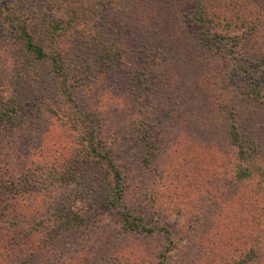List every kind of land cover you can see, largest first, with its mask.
Here are the masks:
<instances>
[{"label":"rangeland","instance_id":"1","mask_svg":"<svg viewBox=\"0 0 264 264\" xmlns=\"http://www.w3.org/2000/svg\"><path fill=\"white\" fill-rule=\"evenodd\" d=\"M161 1L135 0L134 5L147 3L148 20L138 9L137 19L129 14L123 24L126 35L133 33V41L148 46L133 48L125 70L100 69L76 93L82 109L95 112L104 149L120 168L124 187L120 204L92 202L76 232L54 233L48 226L57 197L70 194L80 207L90 203L74 187L48 182L50 161L75 142L61 110V91L57 97L48 86L45 66L39 75L23 70L17 46L0 34V94L8 86L12 98L26 102L25 117H18L23 127L0 130V178L9 180L10 169L16 170L12 192L0 195V264L12 255L31 257L35 264H234L251 247L264 255L262 219L251 218L253 212L264 215V194H256V180L234 183L239 161L228 128L216 126L215 113L201 106L217 93L257 112L260 103L249 102L247 83L230 75L232 57L217 53L214 60L182 6L176 10ZM216 71L218 86L209 89ZM11 80L22 87H12ZM198 115L206 116L198 120ZM256 121V129H264L263 111ZM143 124L152 139L149 147L139 139ZM124 208L135 224L152 232L126 228Z\"/></svg>","mask_w":264,"mask_h":264},{"label":"trees","instance_id":"2","mask_svg":"<svg viewBox=\"0 0 264 264\" xmlns=\"http://www.w3.org/2000/svg\"><path fill=\"white\" fill-rule=\"evenodd\" d=\"M134 1L0 0V34L17 46L16 58L23 70H32L36 75H39L41 66L50 70L46 75L47 84L57 97L61 91L64 101L61 102V110L67 114L70 128H74L68 129L74 133V145L67 153L60 152L50 161L48 182L56 188L72 186L77 192L86 194L90 203L80 207L81 203L75 204L70 194L57 197L48 218V226L54 233L76 232L84 225L85 212L93 208L92 202L97 203L96 207L103 203L117 205L124 195L123 176L111 154L104 149L106 138L100 132L96 114L82 109L76 93L100 69L125 70L122 66L126 67L127 57L133 48L141 50L148 46L133 41L134 34L126 35L123 27L129 14L137 19L138 9L144 11L141 19L144 22L148 20V12L145 13L148 7L144 5L147 3L134 5ZM165 3L174 4L176 10L182 6L183 15L187 14L190 20L195 21L200 28L199 43L214 60L220 58L217 53H228L232 57L235 64L230 75L247 83L244 96L248 95L249 102L260 103L257 112L256 107L248 109L243 100L238 103L231 99L232 95L227 97L229 100L219 99L217 93L215 97H207L206 106L200 105L210 107L215 113L216 126L228 128L226 135L236 149L239 161L234 170V183L254 184L256 180V194H264V129H256L257 114L259 111L264 113V0H168ZM128 39L132 48L128 47ZM216 72L214 76L218 79L214 77L209 89L218 86L220 73ZM198 78L201 82L203 77ZM233 79L230 80L231 86L236 84ZM135 84L134 81L133 86ZM10 85L17 90L22 87L16 80H11ZM222 87L230 88L227 85ZM9 92L7 86L0 94V130L8 128V125L23 127L25 124L24 119L19 120L18 117L20 114L25 117L26 102L20 97L12 98ZM47 92L52 93L49 89ZM202 116L206 115H198V120ZM140 129L139 139L149 147L152 139L146 131L148 125L143 124ZM8 174L9 180L0 178V195L12 192L15 186L16 170L10 169ZM122 215L124 226L129 230L152 232L145 225L135 224L126 208ZM251 218L252 222L262 219L261 231H264V215L260 217L253 212ZM5 264L35 263L31 257L21 260L12 255ZM234 264H264V255L251 247L243 251Z\"/></svg>","mask_w":264,"mask_h":264}]
</instances>
